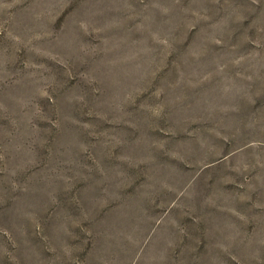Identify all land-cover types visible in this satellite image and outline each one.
I'll return each mask as SVG.
<instances>
[{
  "label": "rangeland",
  "instance_id": "374dc122",
  "mask_svg": "<svg viewBox=\"0 0 264 264\" xmlns=\"http://www.w3.org/2000/svg\"><path fill=\"white\" fill-rule=\"evenodd\" d=\"M0 264H264V0H0Z\"/></svg>",
  "mask_w": 264,
  "mask_h": 264
}]
</instances>
